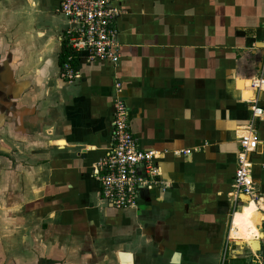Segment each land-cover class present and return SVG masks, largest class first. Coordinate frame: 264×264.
Returning <instances> with one entry per match:
<instances>
[{"label":"crops","instance_id":"1","mask_svg":"<svg viewBox=\"0 0 264 264\" xmlns=\"http://www.w3.org/2000/svg\"><path fill=\"white\" fill-rule=\"evenodd\" d=\"M113 1L117 65L80 57L68 80L59 0H0V264H252L264 250V86L252 85L264 0ZM116 81L166 187L135 209L102 200L92 173ZM246 127L259 205L232 194Z\"/></svg>","mask_w":264,"mask_h":264},{"label":"built area","instance_id":"2","mask_svg":"<svg viewBox=\"0 0 264 264\" xmlns=\"http://www.w3.org/2000/svg\"><path fill=\"white\" fill-rule=\"evenodd\" d=\"M58 13L68 21L60 39L69 54L61 64L66 79L77 78L78 69L73 64L76 57L88 60H104L117 65L121 56L117 19L121 8L113 0H59ZM252 85L261 89L264 79ZM117 97L113 104L112 130L104 156L93 167V176L99 184L101 199L117 209H135L144 190L166 189L157 163L159 153L140 146V140L130 126L129 110L120 95L121 83L116 81ZM254 117H261L262 109L253 107ZM256 138L246 127L239 139L236 168L233 179L235 203L242 205L260 197L251 175L249 154L254 150ZM242 197H246L243 199ZM260 207V206H259ZM252 264H264V250L250 251Z\"/></svg>","mask_w":264,"mask_h":264},{"label":"trees","instance_id":"3","mask_svg":"<svg viewBox=\"0 0 264 264\" xmlns=\"http://www.w3.org/2000/svg\"><path fill=\"white\" fill-rule=\"evenodd\" d=\"M62 46H63V44H62ZM69 54H71V53L69 52V49L66 48L65 46H63V49H62V52H61V55H60V58H59V62H60V64L63 63V61L65 60V58H66ZM76 61H77V59H76V57H75V58L73 59V64L76 63ZM243 264H244V263H243Z\"/></svg>","mask_w":264,"mask_h":264},{"label":"bare ground","instance_id":"4","mask_svg":"<svg viewBox=\"0 0 264 264\" xmlns=\"http://www.w3.org/2000/svg\"><path fill=\"white\" fill-rule=\"evenodd\" d=\"M244 84V83H243ZM242 88V87H241ZM246 95V94H245ZM246 198V197H245ZM250 202H252V203H254V204H256L257 205V203H255L254 201H250Z\"/></svg>","mask_w":264,"mask_h":264}]
</instances>
